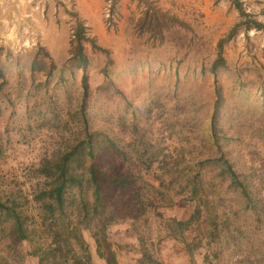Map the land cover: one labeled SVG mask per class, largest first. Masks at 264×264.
Instances as JSON below:
<instances>
[{"label": "rangeland", "instance_id": "1", "mask_svg": "<svg viewBox=\"0 0 264 264\" xmlns=\"http://www.w3.org/2000/svg\"><path fill=\"white\" fill-rule=\"evenodd\" d=\"M137 1L45 0L36 9L33 2L0 0V197L14 204L22 227L20 235L12 214L0 212V264H39L35 251L49 241L50 221L33 199L45 181L36 170L83 138L81 106L89 129L117 146L114 163L133 173L144 209L108 225L103 241L91 214L89 230H79V183L69 186L65 211L79 239L62 264H264V36L241 24L223 42L221 101L209 133L215 99L209 66L218 39L245 17L231 0H152L187 26L164 30L159 43L148 32L136 34ZM239 2L248 20L264 21V0ZM78 23L108 52L82 40L84 71L72 56ZM35 58L44 70L31 71ZM214 141L247 183L257 216L218 174ZM102 155L101 164H108L107 150ZM191 181L209 201L182 234L177 222L194 210L187 200ZM81 193L91 197L85 185ZM46 260L60 262L58 255Z\"/></svg>", "mask_w": 264, "mask_h": 264}, {"label": "trees", "instance_id": "2", "mask_svg": "<svg viewBox=\"0 0 264 264\" xmlns=\"http://www.w3.org/2000/svg\"><path fill=\"white\" fill-rule=\"evenodd\" d=\"M236 7L239 15L245 17L244 20L233 25L225 37L217 41V56L209 66L210 73L213 78V93L215 96L213 108L209 115V133L214 130V123L218 110V104L221 101L219 85L217 84V71L220 67H225L226 62L221 54V47L223 42L232 37L239 25H243L244 30L253 27L255 30L261 31L264 36V21L248 20L247 14L241 6L239 0H231ZM141 3V4H140ZM137 5L140 7V16L137 19L135 30L136 34L140 35L143 32H148L151 36H156L157 41L162 42L164 36L163 31L169 29L177 24L182 27H187L185 22L178 17L163 11L156 6L152 0H139ZM141 5V6H140ZM76 40L77 47L72 56L76 59V64L82 71L86 69V57L81 51V41L85 40L97 50L108 53L105 48L98 46L93 38L87 37L83 33V26L78 23L76 26ZM110 60L108 59L107 63ZM31 71L44 70L43 61L35 58L31 63ZM54 67L53 63L49 64L46 73L50 74ZM86 76L82 74L81 85L86 87ZM80 119L82 123L83 138L71 145L69 148L52 155L50 158L44 159L37 172L40 177L44 178V185L40 186L33 195V199L39 203V209L42 210L45 216L49 217V225L47 232L49 233V241L41 248V252H36L38 255L39 264H53L54 260L47 261L48 257H55L58 255L60 262L58 264L69 263L71 258H67V253L71 250L72 244L78 242L79 237L73 235L72 221L68 217L66 210L67 200L66 193L69 186L79 183L77 186L79 191V203L75 206V212L78 217L79 230H89L87 216L91 214L92 220L97 224L101 234V239L107 241V226L112 223H117L120 220L134 219L138 214H141L143 207V199L141 198L142 187L137 185L133 180V173L129 169H118L115 162V157L118 156L119 150L115 143L107 136L103 135L99 140L100 132L90 130L88 122L81 106ZM211 135V134H210ZM219 156L218 174L222 178L228 179L229 185L243 198L245 208L251 210L257 216L260 211V206L252 196V193L241 177V174L235 170L233 164L229 162L225 156V152L221 149L218 142L214 141ZM107 150L109 158L108 164L102 165L101 158L102 151ZM82 161L86 162V166L82 167ZM85 172L86 176L80 182V177ZM87 184V185H86ZM84 185L90 189V198L82 195ZM189 187V195L187 200L194 203V210L187 221H178L177 225L188 227L191 222H197L203 210L209 201L206 196L202 198V192L199 184L195 181L187 183ZM6 199L2 200L0 197V212H10L13 216L14 223L18 233L21 235V219L14 210V204H7ZM8 201V200H7ZM51 219V220H50ZM60 221V222H58ZM191 225V224H190ZM92 229V228H90ZM96 232H92L93 240L96 244L95 251L98 250L99 238ZM71 237H74L73 239ZM71 238V239H70ZM101 240V241H102ZM118 248L122 246L116 244ZM131 249L130 247H128ZM139 249V248H138ZM140 250V249H139ZM144 260L154 262L151 256L142 252ZM90 254H88V259ZM110 259H114V254L110 253ZM143 261V260H142ZM143 263V262H142ZM87 264H92L88 261ZM112 264H116L115 261ZM149 264V263H148Z\"/></svg>", "mask_w": 264, "mask_h": 264}, {"label": "built area", "instance_id": "3", "mask_svg": "<svg viewBox=\"0 0 264 264\" xmlns=\"http://www.w3.org/2000/svg\"><path fill=\"white\" fill-rule=\"evenodd\" d=\"M10 0H1V3H8ZM110 1V0H109ZM11 2L15 5H20L21 3H32L34 4V7L37 9L39 7V5H41L42 3L45 2V0H36V1H33V0H11ZM109 6V5H108ZM105 16L108 17V9H106V12H105ZM74 27H71L70 29V33H71V37H74Z\"/></svg>", "mask_w": 264, "mask_h": 264}, {"label": "crops", "instance_id": "4", "mask_svg": "<svg viewBox=\"0 0 264 264\" xmlns=\"http://www.w3.org/2000/svg\"><path fill=\"white\" fill-rule=\"evenodd\" d=\"M63 29V28H62Z\"/></svg>", "mask_w": 264, "mask_h": 264}]
</instances>
